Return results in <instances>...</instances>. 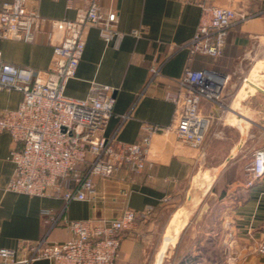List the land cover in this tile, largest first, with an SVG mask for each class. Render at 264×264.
<instances>
[{"label": "crops", "instance_id": "obj_1", "mask_svg": "<svg viewBox=\"0 0 264 264\" xmlns=\"http://www.w3.org/2000/svg\"><path fill=\"white\" fill-rule=\"evenodd\" d=\"M6 1L11 0H0V7ZM89 1L26 0V7L42 18L81 20ZM212 3L247 18L230 28L220 56L195 55L189 62L183 44L199 20L196 4L188 0H99L104 14L116 13L115 28L124 36L114 47L102 39L97 27H85L83 55L64 94L81 99L92 83L113 87L114 114L103 134L117 141H138L143 123L162 126L163 130L151 135L146 153L152 167L140 173L122 169L110 179L93 177L94 203L65 204L57 197L28 196L6 189L14 173L8 156L15 143L0 132V248L14 249L20 257L23 244L44 236L51 241L69 239L65 219H114L125 207L136 212L151 207L149 218L138 217L133 228L123 232L115 264H161L173 240L170 231L179 237L168 264H179L185 255L190 261L184 264H227L232 252L237 255L235 264H264V253L256 251L264 232V177L245 186L251 153L264 147V0ZM133 30L139 31L138 36ZM49 32L50 26L42 23L32 42L0 39V58L22 68L46 71L52 58ZM187 65L229 76L225 115H219L207 101L200 103L201 111L211 116L200 150L177 140L169 126L178 121L180 104L164 99L167 90L177 88L176 81ZM150 66H158L161 76L149 83ZM21 99L18 91H0V115L16 108ZM200 175L212 178L198 186ZM209 195H215L211 205L206 200ZM185 201L196 207V215H182ZM45 209L55 217V224L45 222ZM29 264L51 261L37 259Z\"/></svg>", "mask_w": 264, "mask_h": 264}, {"label": "built area", "instance_id": "obj_2", "mask_svg": "<svg viewBox=\"0 0 264 264\" xmlns=\"http://www.w3.org/2000/svg\"><path fill=\"white\" fill-rule=\"evenodd\" d=\"M200 8L192 36L183 44L188 61L195 55L218 57L222 54L227 34L237 21L247 16L234 9L219 6L212 0H188ZM68 4L72 0H67ZM115 12L104 14L99 0H90L81 20L42 18L26 7V0H11L0 7V39L32 42L42 23L50 26L52 58L44 72L4 62L0 58V91H18L22 99L14 109L0 115V132H6L15 143L9 152L14 173L6 189L35 197H57L65 204L72 201L94 203L97 189L93 177L114 178L122 170L142 172L152 167L146 159L150 137L164 128L143 123L140 139L133 143L107 137L103 131L114 114L115 89L92 83L81 99L64 94L68 81L75 76L83 55V29L98 28L106 43L118 47L124 34L115 28ZM138 36L139 31L131 32ZM57 34V35H56ZM161 76L158 66L149 67L148 82ZM246 80V79H244ZM229 76L211 68L192 69L188 65L176 81L175 90H167L164 99L180 104L178 121L169 126L177 140L200 150L211 123V116L200 109L201 101L211 103L220 114L229 105L225 90ZM128 115L122 116L127 118ZM246 170V187L264 177V147L251 153ZM45 222L55 224L50 210H42ZM152 213L147 207L140 212L125 207L114 219H65L70 238L51 241L46 236L23 244L21 255L11 248H0V264H29L48 259L51 264H115L125 230L133 228L138 217L146 220ZM256 251L264 253L263 237ZM227 264H235V252L227 255Z\"/></svg>", "mask_w": 264, "mask_h": 264}, {"label": "rangeland", "instance_id": "obj_3", "mask_svg": "<svg viewBox=\"0 0 264 264\" xmlns=\"http://www.w3.org/2000/svg\"><path fill=\"white\" fill-rule=\"evenodd\" d=\"M212 178V176H207V175H200V177H198L197 178V185L199 186V184H202L203 183V181H204V183H208V181L210 182V179ZM203 180V181H202ZM196 182V181H195ZM215 195H209L207 198H206V200L209 202V204L211 205L212 204V202L214 201V199H215V197H214ZM190 204H192V203H189V202H187V201H185L182 205H184L182 208H181V211H182V215H184V214H194V215H196V211H195V208L196 207H190ZM200 207V206H199ZM180 214V215H181ZM178 234V233H177ZM177 234H175V233H172V231H170L169 232V236L170 237H172L173 238V240L167 245V250L164 252V255H163V259H162V262H161V264H168V262L171 260V257L173 256V255H171L172 253V246L175 244V242L178 240V238L177 237H179ZM155 259H156V257H155ZM154 262H155V260H154Z\"/></svg>", "mask_w": 264, "mask_h": 264}, {"label": "trees", "instance_id": "obj_4", "mask_svg": "<svg viewBox=\"0 0 264 264\" xmlns=\"http://www.w3.org/2000/svg\"><path fill=\"white\" fill-rule=\"evenodd\" d=\"M201 56H206V55H201ZM206 57H209V58H213V57H210V56H206ZM189 255H185L180 261H179V264H184V262H189Z\"/></svg>", "mask_w": 264, "mask_h": 264}, {"label": "bare ground", "instance_id": "obj_5", "mask_svg": "<svg viewBox=\"0 0 264 264\" xmlns=\"http://www.w3.org/2000/svg\"><path fill=\"white\" fill-rule=\"evenodd\" d=\"M250 87H251L252 89L255 88L254 85H252V84H250Z\"/></svg>", "mask_w": 264, "mask_h": 264}, {"label": "water", "instance_id": "obj_6", "mask_svg": "<svg viewBox=\"0 0 264 264\" xmlns=\"http://www.w3.org/2000/svg\"><path fill=\"white\" fill-rule=\"evenodd\" d=\"M260 91H263L261 88H258ZM264 92V91H263Z\"/></svg>", "mask_w": 264, "mask_h": 264}]
</instances>
